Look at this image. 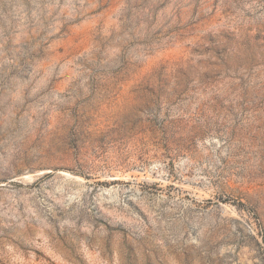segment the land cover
Returning a JSON list of instances; mask_svg holds the SVG:
<instances>
[{"label":"rangeland","instance_id":"obj_1","mask_svg":"<svg viewBox=\"0 0 264 264\" xmlns=\"http://www.w3.org/2000/svg\"><path fill=\"white\" fill-rule=\"evenodd\" d=\"M0 264H264V0H0Z\"/></svg>","mask_w":264,"mask_h":264}]
</instances>
